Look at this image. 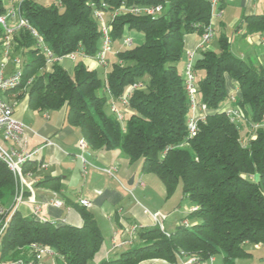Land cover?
Returning a JSON list of instances; mask_svg holds the SVG:
<instances>
[{
	"label": "trees",
	"instance_id": "trees-1",
	"mask_svg": "<svg viewBox=\"0 0 264 264\" xmlns=\"http://www.w3.org/2000/svg\"><path fill=\"white\" fill-rule=\"evenodd\" d=\"M18 1L20 15L55 56L79 51L90 58L101 40L95 8L104 3V10L110 12L121 2L162 6L154 18L126 13L110 21L112 43H121L130 31L141 33L143 42L121 47L109 70L103 69V77L82 59L72 72L59 62L46 70L44 56L29 31L21 29L14 35L15 51L25 62L17 89H26L31 110L63 109L66 122L79 130L92 150L118 149L130 163L140 161L141 173L155 174L166 198L180 182L182 198L193 205L181 220H187L188 226L178 225L168 236L156 226L141 229L133 246L100 264L152 259L176 264L180 252L199 262L219 256L223 264H234L251 256L245 245H264V127H251L264 121V67L235 57L224 33L218 37V51L202 50L194 58V71L203 73L196 85L206 113L195 134L188 137L190 107L179 65L184 36H200L210 23L206 0H55L49 5ZM4 12V0H0V14ZM241 23L245 33L264 30L262 15L244 16ZM226 76L239 90L236 105L246 117L241 130L221 109L230 96ZM135 81H143L145 88L129 96V112L122 124L105 111L108 94L118 97ZM37 168L33 160L22 165L23 172ZM55 181L47 177L40 183L51 187ZM15 189L11 172L0 160V206L13 198ZM77 211L82 220L78 226L55 225L15 211L0 235V263L19 258L28 262V247L36 244L52 249L58 264H90L103 236L87 208L79 205Z\"/></svg>",
	"mask_w": 264,
	"mask_h": 264
},
{
	"label": "crops",
	"instance_id": "crops-1",
	"mask_svg": "<svg viewBox=\"0 0 264 264\" xmlns=\"http://www.w3.org/2000/svg\"><path fill=\"white\" fill-rule=\"evenodd\" d=\"M229 3L232 4L228 5ZM232 15L234 17L231 22L234 25L235 36L242 38L244 41L246 38L247 46L252 49L249 55L253 53L256 56L255 60L257 64L252 65L264 67V48L259 44V41L264 39V30L245 33L244 25L241 23L244 16H264V0H231L222 3L220 14L210 19L213 33L203 49L218 51V39L216 44L213 42L215 26L223 27L224 17ZM131 39L132 43H134L135 39ZM142 42L143 35L141 34L138 37L137 45ZM197 42L198 35L195 33L184 36L181 73L183 72L187 53L194 51L195 58L202 51V49L196 50ZM121 47L124 46L118 42L117 48ZM114 53H112V56L115 55ZM243 57L244 54H240V59H244ZM78 59H82L84 64L90 69L102 68L97 65L93 58L79 57ZM110 59L108 57V60ZM10 69L11 65L8 64L7 71L9 72ZM102 69L106 71V67ZM195 77L196 79H201L203 73L195 72ZM225 88L229 95H239L235 82L228 76L225 77ZM21 92L24 93L21 94ZM25 92L26 89L20 90L16 88L1 95L2 100L13 105L14 116L27 127L25 131L27 144L24 149L30 151L33 148L39 147L43 145L45 139L54 143V145L43 146L32 157V160L38 166L34 172H23L25 198L31 195L38 204L40 210L37 217L38 220H49L55 225L70 224L73 226H78L82 222L77 211V206L80 205L79 200H89L91 206L87 209L94 215L100 230L102 231L105 228L111 230L108 244L103 246V249L99 251L100 257L92 260L90 264H100L103 260L117 258L122 252L126 251L123 250L124 247L133 246L137 242V239L133 245H124L112 250L111 239L114 235L117 239L121 240L122 229L130 222H135L142 226L141 229L154 227L148 212L162 213L164 212V208H171V205L168 206L166 203L169 197L165 201L163 200V205L160 206L152 202L153 192L158 193L160 197L166 196L163 184L155 174L141 173L140 161L130 163L128 158L118 149L97 151L88 147L85 151H82L78 146V141L82 136L77 128L66 122L64 110L60 109L54 112L33 111L28 106ZM223 104L224 106L222 105L221 109H224L228 105V102L226 101ZM193 114L198 115L199 111L196 110ZM245 134L242 135L243 139L247 137ZM9 146L10 144H8V148ZM78 155H82L89 163L86 166L85 174L82 173L83 167L80 159L77 157ZM109 167L115 168L114 177L109 176L103 171V169ZM132 175H134L133 184L128 185L127 183ZM47 177L56 178L55 182L50 183L51 187L40 183ZM139 178L143 180L144 186L137 184ZM54 199L59 200L61 206H53L51 201ZM11 205L12 199L4 207L10 208ZM192 207L193 205L190 203L189 206H185L184 211L188 213ZM179 208L177 206L166 213L167 216H165L164 223L167 222L168 228L164 227L168 233L172 232L183 219H172ZM16 211L23 217H33L29 203L20 204L16 208ZM245 249L251 253V256L245 259H237L234 264H264V245H245ZM47 260L49 259L45 258V261ZM150 261L152 260H146L139 264H153ZM212 264L223 263L221 258L217 256L214 257Z\"/></svg>",
	"mask_w": 264,
	"mask_h": 264
},
{
	"label": "built area",
	"instance_id": "built-area-1",
	"mask_svg": "<svg viewBox=\"0 0 264 264\" xmlns=\"http://www.w3.org/2000/svg\"><path fill=\"white\" fill-rule=\"evenodd\" d=\"M210 8V19L218 16L220 14V7L222 3L231 0H206ZM20 1L14 0H4L5 12L0 14V28L2 31L0 37V138L2 142L10 144L9 148L5 149L0 145V160L6 165L7 169L11 172L16 183V189L12 198V205L10 208L0 206V235L6 227L7 221L10 216L16 211V208L22 203H29L31 206V215L38 219L39 206L32 198L31 195L25 198L24 187L25 180L23 177L22 165L27 161L32 160V157L37 154V152L43 147L48 145H54L48 139H45L43 145L33 148L28 151L24 148L27 144V137L25 131L27 127L19 121L14 116L13 105L2 100L1 95L9 91L15 90L22 81L24 60L20 55L13 56L14 46L16 45L14 41V35L21 29H26L29 31L31 36L35 39L36 48L42 52L45 59V69H49L51 65L55 62H62L64 59H69L74 62L77 58H86L81 52H71L63 56H55L50 48L44 43L38 32L32 28L26 18L20 15L19 12ZM102 8H95L93 10V16L98 23V28L101 34V40L99 44V49L93 59L96 61L97 65L100 67H105L108 65L107 55L111 52L112 41L110 38V21L117 15L120 14H135V15H146L149 17H156L162 12V6L158 5H148V4H136L127 5L125 2H121L120 5L106 12L104 8L106 5L101 4ZM212 28L210 23L203 27V31L198 36V42L196 45V50H201L206 46L210 38L212 37ZM259 44L264 48V39L259 41ZM121 45L124 47H130L132 45V39L129 36H125ZM194 61V51L187 53L184 68H183V78H184V89L189 100L190 113L187 118V132L188 137H192L197 129L198 121L204 119L206 113V107L198 101L197 97V85L195 78V71L193 68ZM11 65V69L7 71V65ZM30 82V81H28ZM145 88V83L143 81H135L129 84L126 89L118 97H114L108 94V107L110 112L114 115L117 121L122 123L124 121V115L129 110V96L132 92L137 90H142ZM107 91V90H106ZM108 92V91H107ZM228 105L223 109L226 116L231 123H234L236 127L241 130L246 124V117L243 115L242 111L236 105V96L230 95L227 100ZM198 110L199 114H193L194 111ZM123 124V123H122ZM252 130L264 127V121L261 123H254L251 125ZM78 146L82 151L88 148L87 142L81 138L78 141ZM19 147V148H17ZM82 163V173L85 174L86 166L89 164L82 155L77 156ZM103 171L109 176L114 177L115 168L109 167L103 169ZM138 185H143V180L141 178L137 181ZM53 206H61V202L57 199L51 201ZM79 204L85 208L91 206V202L87 199H80ZM193 207L189 210L191 211ZM188 211V212H189ZM150 219L153 226L160 229L162 233L166 236L169 235L164 227L165 216L160 213H149ZM179 225L188 226L189 222L187 220L180 221ZM142 226L135 222L127 223V225L122 229L121 240L117 239L114 235L111 239V249L114 250L118 247L124 245H133L137 239L138 233ZM27 257L30 258L28 262L19 258L12 262H1L0 264H58L54 257L55 252L47 246H39L36 244H31L29 246ZM176 264H212L214 262V257L210 256L206 261L199 262L196 261L194 256L188 255L185 252H180L176 255ZM45 258L49 260L45 261ZM153 264H169L165 260L155 259Z\"/></svg>",
	"mask_w": 264,
	"mask_h": 264
},
{
	"label": "rangeland",
	"instance_id": "rangeland-1",
	"mask_svg": "<svg viewBox=\"0 0 264 264\" xmlns=\"http://www.w3.org/2000/svg\"><path fill=\"white\" fill-rule=\"evenodd\" d=\"M35 1L37 3H39V4L49 5L50 3L54 2L55 0H35ZM231 4L232 3H229L228 5H231ZM233 17H234V15L228 16V17L225 16L224 19H223L224 26L223 27H218L217 25L215 26V29H214L215 30V34H214L213 42L216 44L217 39L219 37V33L224 32L230 38V50H231L232 54L235 57L240 58V54H244V57L243 58L248 63L257 64V61L255 60L256 56L253 53L249 55V53L252 52V49L247 46V44H246L247 43L246 38H245V41H246L245 42L242 38L235 36L234 25L231 22V20H232ZM139 35H141V34L139 32H137V31H130V32L126 33L125 36H129L130 38L135 39L134 43H132V45H131V46H135L138 43V37H139ZM117 46H118V43L117 42H113L112 43V51H111L112 53L115 52L114 54H116V52L120 49V48H117ZM202 50H205V49L202 48ZM112 53L111 54L109 53L107 55V58L109 57L111 59L108 60V65L105 66L106 67V69H105L106 71L109 70V64L112 61H115L116 60L115 55L112 56ZM17 55H19V52H16L15 51V46H14L13 56H17ZM77 59L74 61V63L71 62V61H69L68 59H64L62 62H59V64H61L67 71L72 72L75 63L79 60V59L78 60ZM182 62H183V57H182V60L180 61L179 68L181 67ZM97 71L100 74V76L103 77V69L102 68H99V69H97ZM98 93H101V91H99ZM222 105L224 106V104H222ZM105 111H106L107 114H111V112L109 110V107H108V103L105 106ZM122 123L124 124V121ZM0 145L2 147H4L5 149L8 148V144L5 143V142H2L1 140H0ZM141 186H144V184L141 185ZM181 188H182L181 187V183L179 182L177 184L175 190L169 196V198L167 199V202H166L168 206L171 205V208H169V209L164 208L163 209L164 212L160 213L161 215L167 216L166 215L167 211L173 210V208H176L177 206H179L180 208L178 210H176V214L173 215L172 219L175 220V219H181V218L186 217V214L187 213H186V211H184V208H185V206H189L190 202H188L187 200H185V199L182 198V190H181ZM152 198H153V201L152 202L155 205L160 206V205H163V200L165 201L166 196L160 197L158 193L153 192L152 193ZM164 226L166 228H168L167 222L164 223ZM110 232H111L110 229H107V228L102 229L101 233H102V236H103V243H102V246H101V250L103 249V246H105L106 244H108ZM130 247H124L123 250H127ZM28 250H29V247H28ZM99 257H100V253L98 252L96 254V256L94 257L93 260H95V259H97ZM150 262L151 263H154L155 262V259H152V261H150Z\"/></svg>",
	"mask_w": 264,
	"mask_h": 264
},
{
	"label": "water",
	"instance_id": "water-1",
	"mask_svg": "<svg viewBox=\"0 0 264 264\" xmlns=\"http://www.w3.org/2000/svg\"><path fill=\"white\" fill-rule=\"evenodd\" d=\"M133 181H134V175H132L128 181V185H132L133 184Z\"/></svg>",
	"mask_w": 264,
	"mask_h": 264
}]
</instances>
